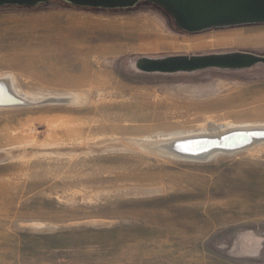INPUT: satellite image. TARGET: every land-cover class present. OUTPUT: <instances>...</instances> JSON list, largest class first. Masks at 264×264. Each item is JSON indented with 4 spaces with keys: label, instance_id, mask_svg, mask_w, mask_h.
<instances>
[{
    "label": "rangeland",
    "instance_id": "374dc122",
    "mask_svg": "<svg viewBox=\"0 0 264 264\" xmlns=\"http://www.w3.org/2000/svg\"><path fill=\"white\" fill-rule=\"evenodd\" d=\"M231 51L264 54V25L186 34L146 3L0 9V83L33 101L0 108V264H264V142L174 155L264 128V72L125 68Z\"/></svg>",
    "mask_w": 264,
    "mask_h": 264
},
{
    "label": "water",
    "instance_id": "95a60500",
    "mask_svg": "<svg viewBox=\"0 0 264 264\" xmlns=\"http://www.w3.org/2000/svg\"><path fill=\"white\" fill-rule=\"evenodd\" d=\"M56 1L75 8L99 11L132 10L146 3L163 11L174 22L175 28L186 34L264 25V0H0V9L7 7L35 9ZM125 68L135 74L148 76H191L210 71L226 74H240L255 70L264 72V54L231 51L157 57L141 56L129 59ZM11 98L12 105L18 103L19 100L12 95ZM250 133V137L254 140L264 139L262 135L255 133V136L254 132ZM238 134L241 133H232L231 136L222 140L183 142L180 146H185L188 151L200 153L214 149L233 150L239 146H225L224 142ZM204 144L208 145L203 147Z\"/></svg>",
    "mask_w": 264,
    "mask_h": 264
},
{
    "label": "bare ground",
    "instance_id": "6f19581e",
    "mask_svg": "<svg viewBox=\"0 0 264 264\" xmlns=\"http://www.w3.org/2000/svg\"><path fill=\"white\" fill-rule=\"evenodd\" d=\"M236 39H238V38H236ZM235 41H237V40H235ZM239 41H240V38H239ZM247 41L252 42L249 39H247ZM15 81L16 80L14 78H12L10 84H8L7 82H5L6 84H8L9 89H8V87H6L5 84L4 85H2V84L0 85V105H1L0 108H4L3 106L8 105V104H11L10 103L12 101L11 94L13 95V97L16 100L18 99V100L22 101V103L33 102L32 99L28 98V95L26 96V94L24 95L21 91H18V86L15 84ZM14 107H16V106H14ZM213 130H216L217 132L216 133L214 132V134L212 136L210 135V136H193V137H187V139L184 138V140H179L178 142L180 143V141H182V143L183 142L184 143H189V142H194L196 140H203V141L204 140H209L210 141V140H213V139H219V140L221 139L222 140V138H227L228 136H231L232 133L233 134L234 133H241V134H238V136H235V137H233L231 139L229 138L228 140H226V142H224V145L225 146H229V147H237V146H239V147L237 149H233V150L214 149V150H210V151H207V152H204V153L188 151L185 148V146H180L179 148L177 147L176 152H178V153H176L174 150H172V148H171V150L173 151V153L175 152L174 155H177L178 157H181V158H186V159H200L201 161H206L209 158H211L209 155H212L213 153H216V152H219V151H222V152H225V153L226 152H235L237 150L245 149V148H247V147H249L251 145H254L255 146V144H258L259 142H264V139L263 138L262 139L257 138L256 140H254L253 138L250 137V135H251L250 132H254V135L255 136L257 134V135H262V137H264V128H253V127L252 128H241V129H236L234 131L232 130L231 132H227L226 131L227 134L224 133V129L223 130H220V128H218V127L213 128ZM220 144H222V143H220ZM207 145L208 144H204L203 147L204 146H207ZM199 147H201V146H199ZM207 156H209V157H207Z\"/></svg>",
    "mask_w": 264,
    "mask_h": 264
}]
</instances>
